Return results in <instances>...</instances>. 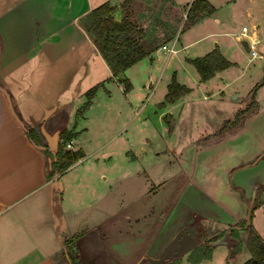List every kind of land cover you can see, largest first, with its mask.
Returning a JSON list of instances; mask_svg holds the SVG:
<instances>
[{
	"label": "crops",
	"instance_id": "crops-1",
	"mask_svg": "<svg viewBox=\"0 0 264 264\" xmlns=\"http://www.w3.org/2000/svg\"><path fill=\"white\" fill-rule=\"evenodd\" d=\"M104 1L115 5L113 17L119 20L122 0H0V264H67L62 239L73 234L76 238L71 251L77 247V258L81 247L90 258L99 259L97 251L101 249L108 256L103 258L112 264H164L176 258L180 259L178 264H194L186 260L199 243L193 220L212 228L231 226L245 218V201L255 186V198L262 200L253 210L251 223L264 233V175L250 174L245 181L230 182L231 176L253 164L257 155L239 169L235 168L247 164L241 158L224 163L216 182L214 175L206 181L197 174L203 158H213L199 152L236 138L245 120L256 115L258 109L235 130L220 137L214 135L216 139L205 137L214 134L224 119L233 117L227 116L237 111L235 106L229 113L217 108L215 125H219L212 133L193 137L183 133L190 123H199L192 113L184 116V104L195 89L201 99L216 98L221 103L226 93L242 95L248 91H236L233 75H238L242 61H255L251 60L248 43L257 41L253 47L258 54L256 46L264 43V30L258 28L260 22L264 23V0H243L245 11L237 14L234 9L239 0H206L214 8L212 12L174 32L155 51L123 71L130 89L132 84L144 88L142 82L151 78L147 84L149 97L143 102H150V114L164 135L154 154L153 148L127 151L132 141L123 135L121 139L117 133L107 144L118 141L120 145H104L100 151L101 139L86 136L88 123L103 126V121L97 122L91 113L98 95L106 104L102 112H114L113 131L120 127L126 133L134 119L143 127H149L152 121L141 116L143 108L135 109L131 116V105L126 109L111 107V85L125 95L130 89L124 91L123 84L112 77L81 23L91 8ZM160 1L187 6L192 0ZM242 13L251 19L249 26L234 25ZM157 29L160 35L167 31ZM162 44L174 51L160 48ZM213 48L230 65L200 80L187 58L204 55ZM172 73L189 91L172 103L158 106ZM95 85L88 98L86 91ZM165 115L170 116L171 130L164 122ZM62 130L71 134L70 149L85 151L53 179L48 176V158H52L50 149L61 142ZM90 140L89 148L96 150L89 153L85 146ZM132 162L134 166L128 167ZM135 176L141 187L132 192L127 179ZM136 182L130 185L137 186ZM259 184L263 185L258 191ZM239 233L246 236L243 229ZM227 239L235 242L229 234ZM213 246L225 249L219 251V262L228 251L227 264L233 263L237 254L226 243ZM210 262L202 260L198 264Z\"/></svg>",
	"mask_w": 264,
	"mask_h": 264
},
{
	"label": "rangeland",
	"instance_id": "rangeland-1",
	"mask_svg": "<svg viewBox=\"0 0 264 264\" xmlns=\"http://www.w3.org/2000/svg\"><path fill=\"white\" fill-rule=\"evenodd\" d=\"M258 1L259 0H257V2ZM187 6L176 5V4L171 5L168 2L163 3L160 0H133L130 3V8L128 9V12L130 13L132 20L138 21L140 24H142L145 27V33L147 39H158L159 38L157 36L158 33L156 30H154L156 27H153L155 26L154 25L155 20L153 18L154 15L155 14L159 15V21L169 23L173 28V30H175L176 32L179 29H181L183 25L188 23V19L186 17ZM244 6L245 3L243 0L237 1L235 4L234 14H237L240 11L242 12V10L244 12L245 11ZM155 11H157V13H155ZM225 12L227 11L222 12V14H224ZM226 15L229 17V12ZM261 15H262L261 17L264 16V14ZM241 23L246 26H249L251 23V19L245 17L244 14L242 13V15H240V18L234 22V25H237L239 27ZM258 28L260 31L264 30V23L260 22ZM256 49L260 55L251 59L252 61L253 60L255 61L250 63L248 62L247 64H244V61H242L238 68V72H239L238 75H233L235 77L233 81L234 86L237 87L236 91L241 92L242 91L241 89L248 90L246 91V93L239 92L242 95H238L237 92H232L229 95H227L228 93H226L225 100H223V103H221L216 98L211 100L201 99L200 94L196 92L195 89L188 96V99L184 104V108H186L187 110L186 113H184V116H187L188 113L189 114L192 113L191 117L193 116L194 119L197 118V120H199L198 121L199 123L197 125L195 123L194 124L190 123L189 129H186L184 126H182V128L184 127L183 130L184 135H189L192 137L196 135L205 136L207 134L212 133L216 129V127L219 125V124L215 125V122L218 119L217 108L226 109L227 111V112L225 111L226 113H229V111L232 109L231 107L233 106H235L236 110L247 106V110H248L247 113L251 111L253 112L255 109H258L256 115L250 116L248 120H245L243 129L239 131V134L236 138L231 139L229 142L225 144L219 145V147L211 148L209 150L205 149V153L199 152V155L203 154L208 157L209 156L213 157L212 159L203 158V161L201 162L199 168V172L197 173L198 177L204 176L206 181L208 180V178H210V175H214L216 178L214 181L216 182L220 174L219 167L222 166L224 163L230 161H236V159L238 158H241L243 160V163L250 162L255 158L256 155L261 153L262 150L264 149L263 147L260 148L261 144L264 145V69H263L264 43L259 46L257 45ZM133 72L134 69L130 71L131 75H133ZM150 80L151 78L147 77L146 81L142 82V86L144 85V88L140 87L138 84H132L131 89L127 93L128 95H125V93L122 90H116L113 85L110 86L113 87L112 89L113 97H112L111 107L113 108L121 107L122 109L123 108L126 109L127 106L131 105V110H130L131 116H134L135 109L143 108L144 111L142 112L141 116H145L148 119L152 120L150 123L151 125L149 127L139 126V123H137L136 119H134L132 124L127 128L126 133H124V131H121L120 127L114 128L113 131L112 126L114 127L115 125H112L111 122H113L114 120V112L111 114L108 113L105 114L104 112H102V109L106 106V104L102 102V100H100L101 96L98 95V102L92 108L91 113L97 122L103 121L102 123L103 126H100V124L98 125L97 123H88L87 124L88 132L86 133V136L88 135L87 138H92V136L97 135L96 138L101 139V142L98 145H102L103 148L100 151H103V149L105 148L104 145L107 146H112L115 144L120 145L118 141H116V143L114 144L113 142L107 144L109 138L113 140L111 136L114 133H117L116 135L117 136L120 135V137L123 135L125 138L128 139V141H132V145L127 144L126 146V149L129 152L135 150L141 152V150L144 148L145 150H151L153 148L152 153L154 154V148L156 149L158 145H161L160 144L161 139L162 136L164 139V135L162 134V131H160V126L158 122L154 120V118H152L150 114L151 108L149 106L151 105H147L150 102H147V104L146 102H143L146 101L147 98L149 97L147 96V93L149 92V90H147L148 88L147 84L150 82ZM143 90L144 93L142 94ZM235 94H237V96H234ZM233 96L235 98H233ZM251 97L253 98L251 99ZM209 111H212L213 113L209 114L208 113ZM124 112H122V116H124ZM204 113H206L207 115ZM232 115L234 114H230L227 117H231ZM244 116L247 117V115ZM129 117L130 114L128 113L126 115V118L129 119ZM243 121L244 119L240 123L237 122L234 126L230 125L229 130L231 131L235 130L238 126H240L243 123ZM117 136H115L114 138H116ZM140 137H142L141 140H143V144L141 145L139 142ZM205 138L216 139L214 137V134L206 136ZM90 142H92V140L88 141L87 146H85L89 153L92 151L94 152L96 150V148H89L88 145ZM98 145L95 147H98ZM88 152H85V154ZM95 155L99 156V154H95ZM133 163L134 162L129 163L128 167L134 166ZM250 174H255V176L264 175V155L259 159H257L253 164L238 170L234 174V176H231L230 182H233V180L245 181L247 179V176ZM137 180H139V177L136 176L133 178L129 177L127 179L128 190L134 192L141 187V183L136 182ZM131 182H136L137 186L135 184L130 185ZM233 183H235V181ZM262 185L263 184L258 185V191ZM261 200H262L261 197L255 198V202L257 203V205L261 203ZM196 225H197L195 226L196 231L202 230V227L203 228L209 227V226H204L200 222L199 223L197 222ZM209 228L211 230L213 229L212 227ZM238 237H239V250L236 253L237 255L232 260L233 263L230 264H243V260L247 258V256H249L250 254L248 248L246 247V236H244V233H241L240 235L238 230ZM80 249H81L80 257L77 258L75 256L76 253L78 252L77 251L78 249L76 247V250L74 252L71 251L72 253H70L74 257H71V259L68 260L65 257L66 253L63 252L64 261L67 262V264H112L110 259L103 258V256H107V255L102 254L101 249L99 251H97V249L94 250L95 253L98 252V254H100L101 259L96 257L90 258L88 253L85 252L83 248L80 247ZM222 250H225L224 247L222 246H215V247L213 246L211 248L210 257L204 260L211 261L208 264H227L228 251H226L223 261L219 262L220 261L219 251ZM188 255H186L187 261H188ZM179 261L180 259H178V262ZM198 263H194V264H198Z\"/></svg>",
	"mask_w": 264,
	"mask_h": 264
},
{
	"label": "trees",
	"instance_id": "trees-1",
	"mask_svg": "<svg viewBox=\"0 0 264 264\" xmlns=\"http://www.w3.org/2000/svg\"><path fill=\"white\" fill-rule=\"evenodd\" d=\"M133 0H122L119 4L123 11L122 17L119 20H115L113 12L115 5L109 1H104L86 13L82 20V27L89 35L90 39L96 46L98 52L107 63L112 77L116 78L118 82L123 84L124 91L130 89V82L123 75V71L132 65L137 60L149 55L155 51L162 41L167 40L175 30L167 22L159 21V15H154L155 23L153 27L157 31L158 39H147L145 33V27L136 20L131 19V15L128 12L130 3ZM164 2V1H162ZM165 3V2H164ZM213 6L206 0H192L188 4L187 19L188 23L183 25L181 29H184L188 25L194 23L200 17L213 11ZM157 13V11H155ZM157 27L167 30L164 34L160 35L161 31H158ZM187 61L191 63L197 71L200 80H205L211 77L216 71L221 70L230 62L219 52L217 48H213L209 52L201 56H195L193 58H187ZM98 85L90 88L86 91V96L89 98L93 95L95 88ZM189 88L176 81L174 73H172L169 82L166 85V93L163 96L162 102L158 103V106H162L164 103H172L178 97L188 92ZM253 97H251L252 99ZM247 106L238 109L232 118L224 119L214 133L215 137H220L225 132H231L229 130L230 125L240 123L245 116L252 113H247ZM247 113V114H246ZM169 115L164 116V120L168 126V130H171V123L169 121ZM28 134L31 136L32 130L28 129ZM62 137L61 142L57 144V149L54 153V159L50 163V169L48 176H52L53 173L61 172L66 169L70 164L81 158L84 153L78 149H70L65 147V141L70 140L71 134L65 130L60 131ZM264 155V151L258 154L256 159H259ZM257 207V203L253 202L250 211V222L245 226V218L236 221L231 226H225L223 228H203L197 230L198 245L195 246L188 255V261L191 263H198L201 260L208 259L210 257L212 241L218 239L224 232L234 238L235 243L232 249V253H237L239 250V237L238 230L243 229L246 231V247L250 253V256L244 260L243 264H264V233H259L252 225L251 218L253 210ZM199 221L195 218L193 224L197 226ZM199 227V226H198ZM76 235L63 236L62 245L63 250L66 253L68 259L70 258L71 250L74 249V239ZM178 258L171 260L165 264H177Z\"/></svg>",
	"mask_w": 264,
	"mask_h": 264
},
{
	"label": "water",
	"instance_id": "water-1",
	"mask_svg": "<svg viewBox=\"0 0 264 264\" xmlns=\"http://www.w3.org/2000/svg\"><path fill=\"white\" fill-rule=\"evenodd\" d=\"M56 149H57V145H55L54 148L50 149L52 158H50V157L48 158V169H50V163L54 159L53 155H54ZM256 158H255V161L257 160ZM248 164L249 163L244 164V165H240V166L236 167L235 169H239V168L246 166ZM52 176H53V179H56L57 173H53ZM255 193H256V186L254 187L253 191L251 192L249 198L245 201V204H246L245 226L250 222V211H251L254 199H255ZM227 236H228V233L224 232L218 239L212 241L211 244L215 245V244H219V243H226L228 245L229 249H233L235 242H233L232 240H228Z\"/></svg>",
	"mask_w": 264,
	"mask_h": 264
},
{
	"label": "built area",
	"instance_id": "built-area-1",
	"mask_svg": "<svg viewBox=\"0 0 264 264\" xmlns=\"http://www.w3.org/2000/svg\"><path fill=\"white\" fill-rule=\"evenodd\" d=\"M241 30H242V32H245V31H246V27H245V26H242ZM255 43H257V41H254V42H253V41H250V42L248 43V45H249V52H250V57H251V59L254 58V57H256V56H259V55H260V54H258V53L255 51V49H254V47H253V45H254ZM160 48L165 49V48H166L165 44H162V45L160 46ZM166 49H167L168 51H170V52L174 51V49L171 48V47H168V48H166ZM71 146H72V141H71V140H67V141H65V147H66V148H71Z\"/></svg>",
	"mask_w": 264,
	"mask_h": 264
}]
</instances>
